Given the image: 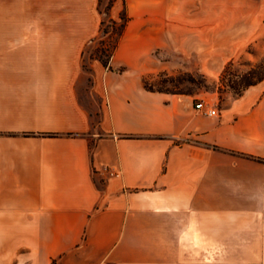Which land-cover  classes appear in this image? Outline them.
Wrapping results in <instances>:
<instances>
[{
	"label": "crops",
	"instance_id": "0c3cea01",
	"mask_svg": "<svg viewBox=\"0 0 264 264\" xmlns=\"http://www.w3.org/2000/svg\"><path fill=\"white\" fill-rule=\"evenodd\" d=\"M233 1L125 0L112 70L91 81L100 0H0V264H264V81L204 101L217 116L143 87L173 35L198 47L260 23L264 0L222 24Z\"/></svg>",
	"mask_w": 264,
	"mask_h": 264
},
{
	"label": "rangeland",
	"instance_id": "374dc122",
	"mask_svg": "<svg viewBox=\"0 0 264 264\" xmlns=\"http://www.w3.org/2000/svg\"><path fill=\"white\" fill-rule=\"evenodd\" d=\"M110 1L112 0H104L101 6H98L102 14L96 11L93 16V23L98 28V33L86 45L82 55L84 72L91 81L96 75L94 65L104 67L99 59H107L105 53L102 54V49L106 46L109 47L110 39L114 33L113 24L109 23L110 19L117 23L122 22L120 17L124 13V3L122 0H115V7L113 6L109 15H106L107 5ZM178 6V11L182 16L203 18L208 13L203 8L213 5L198 4L194 5V8L186 4ZM218 7L222 24H226L225 20L233 17L254 16L255 14L254 18H257L263 6L260 0H235L231 3H221ZM159 11L158 9L157 13ZM126 13L128 14L127 8ZM262 17L258 25L254 24L253 27L230 36H204L202 37L204 44L198 47H194L192 44L180 46L181 39H187L188 43H191L192 40L197 41L198 37L173 35L171 49L164 48L152 52L144 63L147 73L144 80L148 81V88L156 92L158 90L169 91L171 95L180 98L193 96L195 104L200 101H210L214 95L219 97L220 103L234 97L231 86L252 79L250 74L253 71L264 69V16ZM102 22H105L103 26ZM62 23L60 26L68 25L66 21ZM0 25L5 26L4 24ZM213 39L215 42H212ZM111 61L110 71L112 70ZM104 68L108 70V68ZM230 262L240 264L244 261H220L221 264Z\"/></svg>",
	"mask_w": 264,
	"mask_h": 264
},
{
	"label": "trees",
	"instance_id": "16d2710c",
	"mask_svg": "<svg viewBox=\"0 0 264 264\" xmlns=\"http://www.w3.org/2000/svg\"><path fill=\"white\" fill-rule=\"evenodd\" d=\"M104 0H100L99 2V6H101V4L103 3ZM124 3V13L122 14V16L120 17L121 19V23H117V21L110 19V22L112 25V29L114 31L112 38L110 39V44L109 47H104L102 49V54L105 53L107 59H102L100 58L99 60L102 62V64L104 65V67L109 68V64L110 61L112 59V57L114 56V53L118 47L119 41L128 25V23L130 22L131 18L128 16V14L126 13V5H125V0H122ZM115 4V0H112L108 3L107 5V12L105 13L106 15H109L110 11L112 10L113 6ZM98 12L100 14H102L99 9ZM105 24V22H102L101 25L103 26ZM253 78L246 80L244 83H240L237 84L236 86H231L234 95L235 96H240L244 91H246L248 88L264 81V69L263 70H258L253 71L252 74H250ZM143 87L146 91L149 92H154V93H165V94H170L171 92L169 91H162V90H158L153 91L152 89L148 88V81L147 80H143ZM258 160L259 162L264 163V160H260V159H255Z\"/></svg>",
	"mask_w": 264,
	"mask_h": 264
},
{
	"label": "built area",
	"instance_id": "2783aa9c",
	"mask_svg": "<svg viewBox=\"0 0 264 264\" xmlns=\"http://www.w3.org/2000/svg\"><path fill=\"white\" fill-rule=\"evenodd\" d=\"M196 109L199 111H202L203 113L210 115V116H217L218 112L216 108H212L209 105H206L205 102H200L196 104ZM111 175H114L115 173H110Z\"/></svg>",
	"mask_w": 264,
	"mask_h": 264
}]
</instances>
